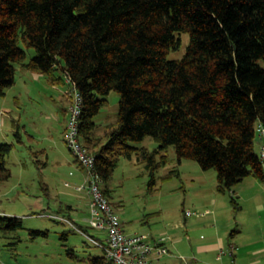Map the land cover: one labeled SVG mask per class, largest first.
Wrapping results in <instances>:
<instances>
[{"label": "trees", "instance_id": "16d2710c", "mask_svg": "<svg viewBox=\"0 0 264 264\" xmlns=\"http://www.w3.org/2000/svg\"><path fill=\"white\" fill-rule=\"evenodd\" d=\"M182 32L190 35L186 54L170 59ZM21 42L37 55L28 60ZM17 63L55 82L67 76L81 94L80 135L103 183L123 156L136 155L154 176L171 145L180 161L216 169L221 191L247 176L264 181L256 150L257 123L264 124V0H0V95L15 83ZM114 89L117 119L99 135L96 117ZM149 135L157 149L132 144ZM13 147L0 144V181L11 176ZM0 223L22 226L18 216ZM90 263L116 264L104 250Z\"/></svg>", "mask_w": 264, "mask_h": 264}, {"label": "rangeland", "instance_id": "374dc122", "mask_svg": "<svg viewBox=\"0 0 264 264\" xmlns=\"http://www.w3.org/2000/svg\"><path fill=\"white\" fill-rule=\"evenodd\" d=\"M178 36L181 45L169 52L170 59L182 58L190 43L188 32ZM21 46L28 50V60L37 55L34 47L23 42ZM16 66L15 83L0 95V111L4 112L0 144L14 145L7 157L11 176L0 181V216H18L22 226L0 227V264H91L90 256L101 255L103 249L54 217L70 218L87 228L90 235L106 238V231L92 227L88 221L90 197L78 188L85 182L86 172L65 139L76 91L67 76L55 82L43 73L18 63ZM55 73L60 74L58 70ZM106 97L96 117L99 135L116 122L119 110V92L111 90ZM132 144L151 151L159 147L150 135ZM261 146L258 134V152ZM103 186L109 190V199L129 234L187 236L185 212L192 202H210L213 195L227 239L251 247L264 246V181L247 176L233 191H221L216 169H204L191 158L180 161L174 145L169 147L168 163L154 176L136 155L123 156ZM233 196L238 204L232 201ZM200 234L208 236L211 230Z\"/></svg>", "mask_w": 264, "mask_h": 264}, {"label": "built area", "instance_id": "2783aa9c", "mask_svg": "<svg viewBox=\"0 0 264 264\" xmlns=\"http://www.w3.org/2000/svg\"><path fill=\"white\" fill-rule=\"evenodd\" d=\"M75 91L76 95L70 107L65 139L82 169L86 172L85 182L78 188L79 190H85L90 197V216L88 221L92 227L106 231V238L101 239L90 235L70 218L58 215L54 217L69 223L79 232L87 235L116 264H156L154 255L162 256L167 252L164 245L166 237L151 240L148 234H129L124 230L118 213L109 197L103 191V180L95 172L96 155L81 139L80 115L83 98L76 89ZM3 120L4 112L0 111V123ZM258 134L262 143L259 154L264 166V124L260 121L257 123ZM192 213L191 210L187 211V214Z\"/></svg>", "mask_w": 264, "mask_h": 264}, {"label": "crops", "instance_id": "0c3cea01", "mask_svg": "<svg viewBox=\"0 0 264 264\" xmlns=\"http://www.w3.org/2000/svg\"><path fill=\"white\" fill-rule=\"evenodd\" d=\"M67 127V126H66ZM66 131V129H65ZM82 169V167H81ZM217 197L211 195L210 202H192L188 209L192 214L184 215L187 236L163 234L149 236L152 239L166 237L164 245L167 252L154 255L156 264H264V246L236 244L227 239L223 219L218 212ZM211 214V219L207 217ZM206 218V219H203ZM208 221L211 225L208 226ZM179 224H177V227ZM181 227H184L180 224ZM227 227L230 221L227 220ZM211 230L204 236L201 231ZM175 233L176 230H175ZM237 240V238H235Z\"/></svg>", "mask_w": 264, "mask_h": 264}]
</instances>
